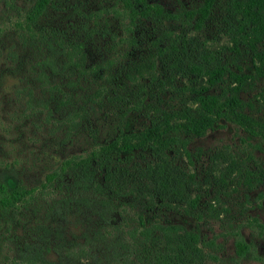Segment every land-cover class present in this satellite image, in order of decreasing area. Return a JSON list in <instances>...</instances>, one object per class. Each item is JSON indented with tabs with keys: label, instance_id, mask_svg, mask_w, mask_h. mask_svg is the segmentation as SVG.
<instances>
[{
	"label": "rangeland",
	"instance_id": "obj_1",
	"mask_svg": "<svg viewBox=\"0 0 264 264\" xmlns=\"http://www.w3.org/2000/svg\"><path fill=\"white\" fill-rule=\"evenodd\" d=\"M148 1L175 15L164 26L188 37L194 53L203 57L198 64L225 65L242 75L245 112L260 124L222 120L202 138L185 136L187 150L201 149V154L189 165L184 148L177 146L173 154L177 172H167L171 182L165 194L152 188L146 171L116 170L117 181L110 190L116 205L111 224L103 221L92 197L64 206L68 189L60 186L61 181L48 182L62 163L85 157L115 137L123 111L124 130L135 135L134 143L151 125V118L161 117V109H181L172 121H183L186 109L196 111L200 105L194 98L208 85L209 76L172 72L165 77L169 72L159 68L156 73L165 78L164 92L156 82L155 93L149 96L126 77V68L139 53H125L129 47L119 43L126 34L116 28L112 0H54L32 23H26L25 15L34 0H0V183L13 180L28 192L17 208L0 209V264L21 263L26 246L34 257L41 253L55 264H264V66L248 44L233 50L224 25L227 0L212 3L201 24H197L200 12L190 23L191 17L185 21L181 16L205 0ZM106 17L116 33L114 46L107 44L109 35L87 38L93 28L104 29ZM76 39L93 43L87 48L85 70L66 55ZM109 65L113 72L121 71L117 79L126 87L119 89L114 103L104 97L100 112L97 89ZM98 66L103 69L92 72ZM223 79L230 81L225 75ZM225 84L213 91L218 93ZM143 96L152 107L134 104ZM216 151L225 156L214 160ZM137 156L132 162L145 168L148 152ZM185 171L196 175L191 197H200L188 212L167 203ZM139 176L147 188L132 184ZM98 179L102 181V176ZM158 224L178 225L180 230L169 243L153 248L158 235L152 229Z\"/></svg>",
	"mask_w": 264,
	"mask_h": 264
},
{
	"label": "trees",
	"instance_id": "obj_2",
	"mask_svg": "<svg viewBox=\"0 0 264 264\" xmlns=\"http://www.w3.org/2000/svg\"><path fill=\"white\" fill-rule=\"evenodd\" d=\"M112 1L113 5L110 11L116 20L115 23L117 22L116 28H121L126 34V36L118 38L119 43L129 47L125 53L132 55L131 52L135 50L139 53L134 55L137 59H132L125 71L126 77L133 85L139 86V90L147 91L149 96H153L154 87L158 82L159 87L164 92L165 78L163 81L156 73L159 68L164 72H169L165 77L171 76L172 72H183L182 74L187 73V75L197 73L202 78L209 76V79L208 85L197 90V95L194 98L200 105L196 111L186 109L184 118L181 119L183 121H172L178 116L181 109H174V111L161 109V117L158 120L151 118V125L144 129L143 136L139 138L137 143H134L135 135L124 130L127 113L123 111L120 116L121 128L115 137L100 144L85 157L66 160L59 167V170L54 171L48 177V182L61 181L60 186L68 189L64 206L68 207L73 200L83 201L85 198L92 197L103 221L108 224H111L110 222L113 220L116 206L110 195L111 187L115 186L117 181L116 177L114 178L116 170H120L121 173L146 171L149 174V183H151L152 188L160 193L164 191L163 194H165L169 191L171 182L170 178H167V172H177L173 157L177 146L180 145L184 148L183 157L189 165H193V159L198 158L201 154V149H198L197 152L187 150L185 136L193 135L202 138L222 120L236 122L242 126L249 121L253 125L260 124V121L248 116L245 112L246 103L240 97L244 84L242 75L225 65L217 64L209 68L198 64L201 59L203 60V57L194 53V48L191 46L188 37L175 35L164 26L166 21L176 18L173 13L165 10L160 4L151 3L148 0ZM215 1L205 0L202 6L186 11L181 17H185V21L191 17L188 21L190 23V20L200 12L201 16L197 19V24H201L208 19L212 3ZM53 2L54 0H34L25 15L26 23H32L42 16ZM94 22V25L97 26V19H94ZM224 25L226 34L234 44L233 50L237 51L241 45L248 44L254 50L255 57L259 59L261 66H264V0H227ZM102 26L104 29L100 32L93 28L94 31L87 38L91 40L95 34L99 33L101 37L109 35L111 41L107 44L116 45V33H112V23L108 17L103 19ZM26 30L31 37L34 36L30 26L27 25ZM21 37L23 36L21 35ZM89 39L71 41L66 51V55L72 63L82 64V70L88 68L86 67L87 48H89L90 43L93 44ZM142 49L146 51L143 52ZM102 69L99 66L93 67L92 72L98 73ZM257 69L259 70L258 67ZM119 72L121 74L119 70L113 72L110 65L104 68V74L101 77L102 82L99 83V89H97L99 90L97 95L102 97L96 104L98 111H102L104 104L102 99L104 97L109 103H114L115 95L119 89L125 90V81L118 82L117 74ZM200 72L203 73L200 74ZM224 75L230 81L226 82L223 79ZM45 78L47 79L46 76ZM223 83H226V86L221 87V91L215 93L213 91L215 87L217 85L223 86ZM134 104L136 106L144 105L146 108L147 106L152 107L150 101L146 102L144 96L138 98ZM154 109L157 111L158 107L155 106ZM144 152H148L150 160L145 168H140L138 161L132 162V160L138 158L137 154L141 155ZM224 156L223 151H216L213 154L214 160ZM122 161L126 163L122 165ZM230 163L234 165L236 162L230 160ZM185 172L180 175L179 183L171 191L167 203L175 208L181 207L188 212L189 209L193 210L197 207L200 197L193 199L190 195L196 175L193 172ZM100 175L102 181L98 179ZM143 181L142 176H139L138 179L134 178L132 184L138 186L143 183L141 187L147 188L146 181ZM27 194L28 192L13 180L0 183V209L12 210L17 208L18 204L25 200ZM179 230L178 225H156L152 231L157 232L158 237L153 242V248L169 243L173 237L171 235H178ZM32 252L33 250L26 246V250L21 253L22 261L19 264H55L47 262L41 253L34 257Z\"/></svg>",
	"mask_w": 264,
	"mask_h": 264
}]
</instances>
